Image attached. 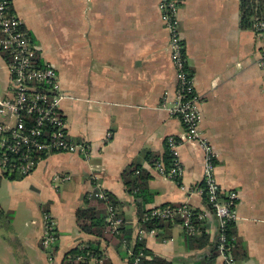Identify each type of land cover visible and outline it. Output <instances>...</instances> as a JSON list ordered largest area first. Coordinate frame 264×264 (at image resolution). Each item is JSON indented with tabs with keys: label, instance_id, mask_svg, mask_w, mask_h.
<instances>
[{
	"label": "crops",
	"instance_id": "1",
	"mask_svg": "<svg viewBox=\"0 0 264 264\" xmlns=\"http://www.w3.org/2000/svg\"><path fill=\"white\" fill-rule=\"evenodd\" d=\"M176 20L187 66L200 97L199 132L216 158L214 174L222 193L236 192L235 236L244 254L230 252L235 264H264V82L260 43L252 27L240 26V0H176ZM160 0H11L9 11L31 35L35 57L51 65L65 98L60 103L68 137L88 146L54 153L23 178H0V209L9 216L0 237V264H65L80 242H94L97 264H131L128 249H144L170 264H222L213 245L218 218L205 197L192 193L203 178V152L197 142L179 148L180 182L157 171L168 136H180V120L168 111L175 103L176 73ZM0 98L8 70L0 52ZM162 104L165 107H162ZM168 149V147H167ZM153 154L151 163L148 154ZM164 162V161H163ZM128 177L149 175L148 194L136 197ZM60 174L70 176L53 182ZM116 201L129 241L105 229L84 234L75 212L93 192L90 176ZM56 186H54V185ZM113 202V201H112ZM140 210L187 204L200 233L187 236L178 225L139 237ZM114 203V202H113ZM49 211L58 234L54 255L40 246L41 212ZM145 213V212H144ZM143 213V214H144ZM197 239V240H194ZM125 240V239H124ZM143 254V253H139ZM94 264V263H93Z\"/></svg>",
	"mask_w": 264,
	"mask_h": 264
},
{
	"label": "built area",
	"instance_id": "2",
	"mask_svg": "<svg viewBox=\"0 0 264 264\" xmlns=\"http://www.w3.org/2000/svg\"><path fill=\"white\" fill-rule=\"evenodd\" d=\"M10 3L11 0H0V51L5 57L8 70V85L4 96L0 98V178L4 179L29 176L44 157L54 153H88V146L76 143L68 137L66 121L60 110V103L65 95L56 71L51 65L38 62L31 35L23 28L22 21L10 13ZM159 8L169 33L170 59L176 73L175 103L168 111L180 120L183 133L165 139L172 156V164L166 168L162 160L158 161L157 171L163 177L179 183L182 175L179 148L188 141L198 143L204 158L203 178L191 191L205 197L218 218L216 249L223 260L222 264H235L226 229L228 223L237 218V194L232 190L222 193L214 174L216 155L208 140L199 132L202 119L201 100L187 66L186 53L178 30L175 17L178 6L175 0H160ZM252 29L260 43L257 64L263 72L264 82V18H256ZM162 107L165 105L162 104ZM90 178L95 190L87 193L88 196H94L105 204L104 229L118 235L124 224L118 207L108 198V193L98 186L96 176L91 175ZM69 179L70 176L60 174L53 178V182L62 183ZM203 217V214H195L193 208L187 204L152 208L143 215L138 224L139 237L159 231L158 227H142L145 221L174 222L176 219H179L178 225L187 236H194L201 232L196 220ZM41 218L43 231L40 246L46 254L53 256L58 238L56 222L47 210L41 212ZM131 248L132 246L127 251L131 264H139L141 254L136 255ZM97 261L99 260L93 253L86 252L75 256L68 254L65 264H97Z\"/></svg>",
	"mask_w": 264,
	"mask_h": 264
},
{
	"label": "trees",
	"instance_id": "3",
	"mask_svg": "<svg viewBox=\"0 0 264 264\" xmlns=\"http://www.w3.org/2000/svg\"><path fill=\"white\" fill-rule=\"evenodd\" d=\"M169 1V0H168ZM176 2V0H175ZM176 5L178 6V3L176 2ZM256 18H264V0H240V26L243 28H250L252 27L253 21ZM1 52V51H0ZM149 160L152 163L154 158H156L153 154H148ZM163 161L166 168H169L172 164V156L167 149L163 155ZM138 166L131 165L129 169L123 172L122 177L123 179L126 178L125 184H129L132 186V188H136V197H144L146 194H148L147 190V180L149 179V175L147 173L142 172L139 176L136 178H130L128 180V177L134 172L135 169H137ZM108 198L111 199V201L114 202V204H117L114 200L113 196L108 193ZM84 200L86 202V206L82 208H78L75 212V219L77 226L79 227L80 231L84 234H90L95 235L97 237H102L105 232V225H106V209L105 204L97 199L96 197H89L88 194L85 195ZM138 205V212L139 216L144 215L149 210L141 211V203L137 202ZM145 212V213H144ZM144 213V214H143ZM121 216V215H120ZM0 217L6 219V224L9 223V216L4 213L0 209ZM174 225V222L171 221H157V220H150L145 221L142 223V227L149 229L152 227H158L160 229H164L165 227H172ZM124 225L120 227V234H119V242L121 241H129V236L126 235L129 234L127 232ZM227 239L230 243V246L232 247L235 255L244 254V249L242 247V242L239 238L235 236L234 231V222H229L226 229ZM188 238H195V237H188ZM125 239V240H124ZM197 240V239H194ZM80 246V247H79ZM213 252L214 255L216 254V248L215 243L213 245ZM134 253L136 255H139V253H143L140 255V262L139 264H170L166 262L165 260L157 257L152 256L151 258L146 257V255H149L150 253L144 249L143 243L138 242L134 247ZM91 252L95 256L100 255L99 249L94 245V242L84 243L80 242V244L77 247L72 248L69 250L66 254V256L69 254L71 256L78 255L80 253H86ZM151 255V254H150ZM106 264V263H105Z\"/></svg>",
	"mask_w": 264,
	"mask_h": 264
},
{
	"label": "rangeland",
	"instance_id": "4",
	"mask_svg": "<svg viewBox=\"0 0 264 264\" xmlns=\"http://www.w3.org/2000/svg\"><path fill=\"white\" fill-rule=\"evenodd\" d=\"M1 89H2V86L0 85V92H1ZM5 223H6V219L0 217V237H7L9 235V232L6 231L5 226H1V225H4Z\"/></svg>",
	"mask_w": 264,
	"mask_h": 264
}]
</instances>
